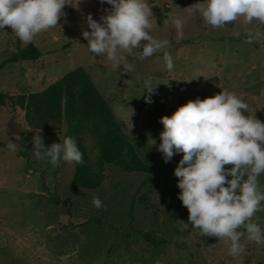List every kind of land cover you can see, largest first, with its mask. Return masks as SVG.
<instances>
[{"label": "rangeland", "instance_id": "obj_1", "mask_svg": "<svg viewBox=\"0 0 264 264\" xmlns=\"http://www.w3.org/2000/svg\"><path fill=\"white\" fill-rule=\"evenodd\" d=\"M68 2L58 24L32 40L42 51L37 59H19L0 68V90L40 91L68 70L85 66L151 171L101 164L95 137L86 132L82 140L101 183L92 189L74 188L76 162L61 160L53 166L47 158H37L32 152L35 129L24 120V110L14 103L0 105V264H264V244L247 240L246 234L241 237L243 251L231 256L222 238L207 243L209 236L197 228L180 230V189L173 169L183 153L165 162L157 150L162 115L221 88L237 94L248 113L264 122V24L238 17L214 27L199 12L189 11L196 0H149L150 34L169 40L166 50L174 67L168 70L161 50L143 59L139 48L121 50L119 63L92 53L81 35L87 29L85 16L91 13L99 19L111 6L106 0ZM169 14L184 18L182 34H177ZM249 29L259 31V38L248 42ZM11 30L8 25L0 29V62L16 51L17 36ZM124 62L132 65L130 70L119 65ZM146 80L154 87L152 103L144 99ZM66 125L62 119L57 129L40 130L43 143L62 141ZM9 139L16 143L15 151L8 150ZM259 180L264 185V173ZM94 195L102 207L92 204ZM67 196L69 208L51 201ZM255 217L264 227V209ZM142 230L160 242L145 239Z\"/></svg>", "mask_w": 264, "mask_h": 264}, {"label": "clouds", "instance_id": "obj_2", "mask_svg": "<svg viewBox=\"0 0 264 264\" xmlns=\"http://www.w3.org/2000/svg\"><path fill=\"white\" fill-rule=\"evenodd\" d=\"M105 0H101L103 4ZM107 5L99 19L86 14L87 29L81 35L88 49L95 55L110 60H123L121 50L131 53L139 48V58L151 56L157 50L163 53L165 67L172 70L174 60L166 50L169 40L150 34L153 16L149 0H106ZM68 0H0V29L11 27L23 42H31L40 32L58 24L64 15ZM197 11L210 25L224 26L243 17L264 24V0H196L187 7ZM177 34H182L184 18L169 14ZM90 29V30H89ZM260 32L246 31L245 39H258ZM123 70L132 65L124 62ZM147 103H152V86L146 80ZM247 103L228 89L203 99L197 95L179 105L171 115H162L157 150L165 162L175 153H183L173 169L180 191L177 193L188 209V221L201 235L222 238L227 252L236 256L244 249L241 237L264 244V227L255 213L264 209V185L259 176L264 173V122L249 114ZM245 111L247 114H245ZM154 141L155 140L149 138ZM33 154L47 158L56 166L61 160L82 163V152L72 136L62 141L43 143L40 128L35 129ZM17 145L9 139L7 148L15 151ZM42 150V151H41ZM231 164V167L225 165ZM230 177V178H229ZM99 208L102 201L92 197ZM179 222L180 230L189 224Z\"/></svg>", "mask_w": 264, "mask_h": 264}, {"label": "trees", "instance_id": "obj_3", "mask_svg": "<svg viewBox=\"0 0 264 264\" xmlns=\"http://www.w3.org/2000/svg\"><path fill=\"white\" fill-rule=\"evenodd\" d=\"M41 54L42 51L34 41L22 46L17 37L16 51L0 62V68L19 59H37ZM5 103H14L22 108L24 120L34 129L55 130L62 119L66 120L64 137H74L82 152L83 162L75 164L71 180V186L74 188L92 189L101 183L91 168L90 158L82 140V135L86 132L95 137L101 164L116 165L123 171H151L150 162L127 138L111 104L83 65L68 70L40 91L8 93L0 90V105ZM51 201L62 203L69 208L71 198L55 197ZM133 205L134 201L131 208ZM176 210L182 220L189 224L187 227L194 228L187 219L188 211L180 201L176 204ZM140 232L152 243L160 242L150 231ZM219 239L209 236L205 242L214 243Z\"/></svg>", "mask_w": 264, "mask_h": 264}]
</instances>
